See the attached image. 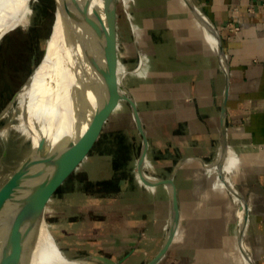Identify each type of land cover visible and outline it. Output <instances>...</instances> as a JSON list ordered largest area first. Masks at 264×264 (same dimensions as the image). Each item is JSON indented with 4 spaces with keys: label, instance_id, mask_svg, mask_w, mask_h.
<instances>
[{
    "label": "crops",
    "instance_id": "crops-1",
    "mask_svg": "<svg viewBox=\"0 0 264 264\" xmlns=\"http://www.w3.org/2000/svg\"><path fill=\"white\" fill-rule=\"evenodd\" d=\"M193 1L220 30L230 64L224 166L247 203L242 238L241 200L205 164L219 148L227 80L216 37L186 0H131L139 6L125 12L139 60L127 65L139 79L125 86L155 145L158 176L172 178L173 191L139 172L143 134L127 101L95 139L82 142L79 158L48 199L69 256L101 253L122 264H146L170 233L174 194L177 225L152 264H251L242 241L254 264H264V0ZM89 121L101 124L93 115Z\"/></svg>",
    "mask_w": 264,
    "mask_h": 264
},
{
    "label": "water",
    "instance_id": "water-1",
    "mask_svg": "<svg viewBox=\"0 0 264 264\" xmlns=\"http://www.w3.org/2000/svg\"><path fill=\"white\" fill-rule=\"evenodd\" d=\"M186 1L198 19H200L213 31L217 40L220 63L226 72L227 80L221 105L220 144L215 157L209 162H204L206 165L215 167L218 170L221 178L225 181L226 187L231 191V193L235 194L241 200V207L243 210L240 215V238H242L243 228L248 221V207L245 197L241 193L238 186L234 183L232 178H228L224 166V160L229 151L226 114L230 64L218 27L198 4H196L193 0ZM82 21H85L86 24L88 23L90 28H94H91V30H95L96 34L100 37L99 44L102 50V60L101 63L98 64L99 66L97 65L98 67L96 73L98 74V83L94 81L95 79L92 82H89V85L83 89L78 97V101L80 100V110L77 112L73 131L62 135L59 138L57 145L54 147H48L44 139L40 141L41 150L36 153L35 158H31V162L29 166H27L29 169V176L25 179L26 181L24 182L25 186L21 199L13 205L6 204L3 186H0V257L12 252L18 253L20 257L23 258L25 264H31L35 250L37 233L42 225V222L46 221L48 199L65 174L74 166L77 158H79L82 150V142L85 140L91 141L95 139L98 135L100 127L112 112L110 105L108 109L103 105L101 108L103 115L101 124L99 126H95L92 122L88 123L87 116L91 103V95L89 91H92L94 95L102 92L103 87L100 89V85L103 82H105L107 90L117 91L123 99L129 101L132 105L138 126L143 134V146L139 157V169L142 175L150 181H163L168 183L173 191L172 178L164 179L159 178V176H151L144 168L148 139L145 135V128L138 113L134 95L132 91L123 83L124 75L132 69L127 68L125 70V74L121 75L119 80L117 77L116 63L118 61V32L116 24V0H102L101 3H97L95 0H56L55 19L52 25V30L46 41L45 51L39 64L43 61L46 55L47 43L50 36L54 32L55 23L57 22L58 24V33L66 34L72 26L71 23ZM35 62L36 55H33L34 67L36 66ZM76 93L78 94L77 90L75 91V94ZM83 125H85L84 129H82ZM6 153L7 148H4L0 152L1 155H6ZM20 168H22V165H20ZM11 180H17L16 175L12 176ZM5 205H8L9 207L5 208ZM178 212L177 201L175 195L173 194L172 227L166 242L157 257L163 254L169 245L177 225ZM242 244L246 257L249 259L251 264H254L252 253L247 249L244 241H242ZM64 254L70 259H77L68 256L66 253ZM84 255L85 256L80 257V259L83 258L84 260H92L101 264H122L119 259L107 254L87 253ZM157 257H154L146 264H152Z\"/></svg>",
    "mask_w": 264,
    "mask_h": 264
},
{
    "label": "bare ground",
    "instance_id": "bare-ground-1",
    "mask_svg": "<svg viewBox=\"0 0 264 264\" xmlns=\"http://www.w3.org/2000/svg\"><path fill=\"white\" fill-rule=\"evenodd\" d=\"M28 1L0 0V39L8 30L28 24ZM71 24L66 34L58 33L57 24L43 61L33 68L28 80L7 106L9 118L5 120L6 126L4 121L1 124L5 137L0 148H7L5 159L8 160L4 163L6 166L10 163L11 167L9 177L0 173V186H3V193L9 205L17 203L22 197L24 182L29 176L27 166L31 158H35L36 153L41 150L40 141L44 139L48 147H54L62 135L71 133L74 129L80 106H77L78 94H75L77 76L72 53L74 46H81L78 44L80 28L84 26V31L89 37L91 28L85 21ZM100 51L102 52L101 49ZM15 175L17 180L12 181L11 177ZM10 196L14 201L10 200ZM10 259L7 254L2 256L0 261L3 264H11ZM16 261L17 264H25L18 253ZM83 262V258L70 259L62 252L49 224L43 221L36 236L31 264H85Z\"/></svg>",
    "mask_w": 264,
    "mask_h": 264
},
{
    "label": "rangeland",
    "instance_id": "rangeland-1",
    "mask_svg": "<svg viewBox=\"0 0 264 264\" xmlns=\"http://www.w3.org/2000/svg\"><path fill=\"white\" fill-rule=\"evenodd\" d=\"M28 5L30 13V21L28 22V24L17 26L8 30L0 39V145L2 144V141L5 137L4 129L1 128V124L4 121V126H6L5 120L6 118L7 120L9 118V110H7V106L9 102L11 103L12 98L15 96V94H17V92L21 89L25 81L28 80L30 74L32 73L34 68L33 55H36V65L39 64L45 51L46 41L52 30V25L55 19L56 0H29ZM137 6H139L137 5V3L132 5L131 0H116V24L118 26L117 32H119L118 61L116 63L118 80L121 75H124V71L129 68L127 65L128 60L132 59L135 62H133V66H135L139 60L136 40L134 39V33L131 29V22L129 16L125 12V8L133 7L132 9L134 10V8L137 9ZM56 26L57 22L55 23L54 30L56 29ZM136 30V33L139 36V31L138 29ZM90 34L91 37H89V35L85 33L84 26L80 28L78 32V44H80L81 46H74L72 53L74 70L77 76V97H79L83 89L87 85H89V82H92L95 79L94 81L98 83V74L96 72L97 67L99 66L98 64L101 63L102 60V52L100 51L101 48L99 44L100 37L96 34L95 30L90 29ZM51 37L52 35L48 40L47 46L50 42ZM144 69L146 68L143 67L141 71L143 72ZM138 76L139 75L137 74H131L130 72H128L126 73V75H124L123 83L128 86L129 84L131 85V83L137 85V78L139 79ZM101 88L102 92L96 93L95 95L92 93V91L89 92L91 95V103L88 110V118H92L93 115V121L97 125L102 122L103 117L99 113L101 112L102 114L101 108L103 107V105L105 108L107 107V109L110 105L112 111H114L115 113L114 115L122 113V109H124L125 105H127V100L123 99L119 95V93H117V91L107 90L105 82L100 85V89ZM79 104L80 100L77 102V106H80ZM119 120V123H124L126 121L125 119ZM155 149V145L152 142H149L147 146L146 158L149 161L148 163H151V166L148 165V169L151 167L153 168L154 166L155 169H157L153 159ZM5 156L6 155L0 154V173L5 174L9 177L11 165L9 163L6 166L4 162H6V160L8 159H5ZM10 200L14 201V198L10 196ZM5 203L8 204L9 201L6 199ZM49 203L53 204L54 201L50 200ZM8 205H5L4 207L7 208ZM52 211L53 210L51 209L46 210V222L49 224L51 231L56 237V241L58 242L64 253L68 254V250L65 251L63 249V247L65 246L60 243V239L57 234L59 225L58 222H55V224L51 222L50 218L54 214V212ZM72 248H74V246H72ZM8 254L11 258L10 263L17 264V253L12 252ZM83 256H85L84 253L82 254L80 251H74L70 255V257L77 259H80V257ZM1 258L2 257H0V259ZM83 263L101 264L92 260H85V262ZM0 264L3 263L0 261Z\"/></svg>",
    "mask_w": 264,
    "mask_h": 264
},
{
    "label": "flooded vegetation",
    "instance_id": "flooded-vegetation-1",
    "mask_svg": "<svg viewBox=\"0 0 264 264\" xmlns=\"http://www.w3.org/2000/svg\"><path fill=\"white\" fill-rule=\"evenodd\" d=\"M105 122H106V120H105ZM105 122L103 123V125L100 127V129H99V132H98V135L102 132V130H103V128H104V124H105ZM148 143H149V140H148ZM95 144V143H94ZM142 146H143V142H142ZM93 147V146H92ZM148 165H150L151 166V163L150 164H148V163H145L144 162V168H145V170L148 172V173H150V174H153V175H151V176H158V170L157 169H155V166L152 168H149L148 169ZM152 165H153V163H152ZM138 170H139V172L141 173V171H140V169H139V161H138ZM141 175H142V173H141ZM143 176V175H142Z\"/></svg>",
    "mask_w": 264,
    "mask_h": 264
},
{
    "label": "built area",
    "instance_id": "built-area-1",
    "mask_svg": "<svg viewBox=\"0 0 264 264\" xmlns=\"http://www.w3.org/2000/svg\"><path fill=\"white\" fill-rule=\"evenodd\" d=\"M149 161H148V159L147 158H145V163H148ZM148 164H150V163H148ZM147 172V171H146ZM148 173V172H147ZM149 175H153V174H150V173H148ZM241 212H242V210H241Z\"/></svg>",
    "mask_w": 264,
    "mask_h": 264
}]
</instances>
